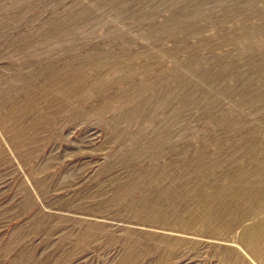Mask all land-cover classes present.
<instances>
[{"label":"rangeland","instance_id":"obj_1","mask_svg":"<svg viewBox=\"0 0 264 264\" xmlns=\"http://www.w3.org/2000/svg\"><path fill=\"white\" fill-rule=\"evenodd\" d=\"M0 264H264V0H0Z\"/></svg>","mask_w":264,"mask_h":264}]
</instances>
